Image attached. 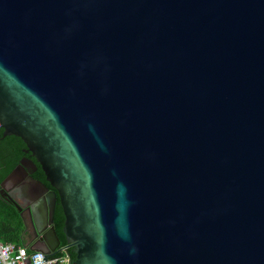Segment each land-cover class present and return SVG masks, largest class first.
<instances>
[{
    "label": "water",
    "instance_id": "water-1",
    "mask_svg": "<svg viewBox=\"0 0 264 264\" xmlns=\"http://www.w3.org/2000/svg\"><path fill=\"white\" fill-rule=\"evenodd\" d=\"M0 126L70 264H264V0H0Z\"/></svg>",
    "mask_w": 264,
    "mask_h": 264
},
{
    "label": "flooded vegetation",
    "instance_id": "flooded-vegetation-1",
    "mask_svg": "<svg viewBox=\"0 0 264 264\" xmlns=\"http://www.w3.org/2000/svg\"><path fill=\"white\" fill-rule=\"evenodd\" d=\"M22 149L23 154L10 173L21 164L28 175L21 171L9 180H5L6 178L2 180L0 204L6 209L15 211L19 219L20 240L30 249L47 253L54 250L60 252L67 248L70 257L74 258L73 247L67 242L64 233L65 215L60 198H57L52 214L49 192L38 188L30 178L32 176L39 179L35 174L41 165L32 156L26 144Z\"/></svg>",
    "mask_w": 264,
    "mask_h": 264
},
{
    "label": "trees",
    "instance_id": "trees-1",
    "mask_svg": "<svg viewBox=\"0 0 264 264\" xmlns=\"http://www.w3.org/2000/svg\"><path fill=\"white\" fill-rule=\"evenodd\" d=\"M25 142L22 138L9 135H3V128L0 126V183L4 180L18 159L23 154ZM5 163V164H4ZM37 178L46 181L42 167L35 174ZM19 219L15 211L4 208L0 204V237L5 240L8 233L16 236L19 232Z\"/></svg>",
    "mask_w": 264,
    "mask_h": 264
},
{
    "label": "built area",
    "instance_id": "built-area-1",
    "mask_svg": "<svg viewBox=\"0 0 264 264\" xmlns=\"http://www.w3.org/2000/svg\"><path fill=\"white\" fill-rule=\"evenodd\" d=\"M68 249L45 257L39 250H30L25 244L0 237V264H70Z\"/></svg>",
    "mask_w": 264,
    "mask_h": 264
},
{
    "label": "crops",
    "instance_id": "crops-1",
    "mask_svg": "<svg viewBox=\"0 0 264 264\" xmlns=\"http://www.w3.org/2000/svg\"><path fill=\"white\" fill-rule=\"evenodd\" d=\"M2 239V238H1ZM3 240V239H2ZM7 240H11V241H15V242H19L24 244L21 240H20V231L18 232V234L16 236H13L12 234L8 233L5 237V240L3 241H7ZM30 249V248H29Z\"/></svg>",
    "mask_w": 264,
    "mask_h": 264
}]
</instances>
